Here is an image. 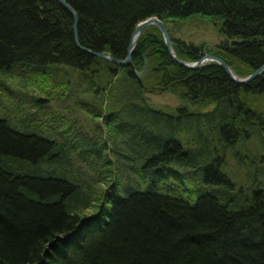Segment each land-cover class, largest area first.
I'll use <instances>...</instances> for the list:
<instances>
[{
  "label": "trees",
  "instance_id": "trees-1",
  "mask_svg": "<svg viewBox=\"0 0 264 264\" xmlns=\"http://www.w3.org/2000/svg\"><path fill=\"white\" fill-rule=\"evenodd\" d=\"M66 1L81 45L118 60L157 17L182 60L207 52L241 77L264 64V0ZM196 18L223 40L174 36ZM73 26L58 0H0V82L30 92L25 118L0 116V264H264V74L189 70L155 26L125 67L79 49ZM163 92L182 104L152 106ZM54 106L80 112L81 131L43 123Z\"/></svg>",
  "mask_w": 264,
  "mask_h": 264
},
{
  "label": "rangeland",
  "instance_id": "rangeland-1",
  "mask_svg": "<svg viewBox=\"0 0 264 264\" xmlns=\"http://www.w3.org/2000/svg\"><path fill=\"white\" fill-rule=\"evenodd\" d=\"M171 26L176 38L195 45H207L209 48H213L223 40L218 28L204 18L189 20L179 24L178 27ZM29 93L28 90L24 89L23 81L19 77L5 78L3 82H0V116L7 117L12 121L16 117L18 120L25 118L23 113L27 111V107L22 108V106L24 102L28 101L27 95ZM149 101L155 108L167 110L182 104L180 97L171 92L149 94ZM62 115L65 117H62ZM40 118L46 125L53 124L55 120L61 121L63 118L65 122H60L59 126H61L60 130L63 131L64 136L68 139L72 137L74 132H80L83 125V118L80 112H70L66 115L62 109L56 106L48 107L41 111ZM57 132V129H55L50 133L54 136ZM92 175L93 172H88L85 177L91 181ZM94 210V208L90 207L84 213L85 215H92Z\"/></svg>",
  "mask_w": 264,
  "mask_h": 264
},
{
  "label": "water",
  "instance_id": "water-1",
  "mask_svg": "<svg viewBox=\"0 0 264 264\" xmlns=\"http://www.w3.org/2000/svg\"><path fill=\"white\" fill-rule=\"evenodd\" d=\"M59 3L72 15L73 20H74V35H75V42L76 45L79 49L89 53L90 55L97 57V58H101V59H105L107 61L113 62L115 64H119L125 67L128 66H133V54L134 51L136 49V46L140 40V38L145 34V32L152 26L157 27L163 38L165 41V44L167 46L168 52L172 58V60L174 62H176L177 64L189 69V70H197L201 67H203L206 64L209 63H217L219 66H221L225 73L228 75V77L236 84L242 85V84H247L250 83L254 80H256L257 78H259L260 76H262L264 74V64L257 70L255 71L253 74L246 76V77H241L238 76L233 69L231 68V66L222 58H219L215 55L212 54H208L207 52L203 53L202 58L197 61V62H188L185 60L180 59L177 54L175 53L174 50V42L168 32V29L165 25V23L160 20L157 17H153L150 18L148 20H145L143 22H141L136 29L133 31L131 37H130V41H129V45L127 48V55L125 60H118L116 58H114L112 55L110 54H106V53H97L94 51H91L89 49H86L85 47H83L81 45V43L79 42V38H78V23H79V17L77 15V13L75 12V10L71 7V5H69L67 3L66 0H58ZM147 69H148V62H146L145 65V69L142 71H139L137 69H134V73L135 76L139 79V80H143L146 77L147 74Z\"/></svg>",
  "mask_w": 264,
  "mask_h": 264
}]
</instances>
